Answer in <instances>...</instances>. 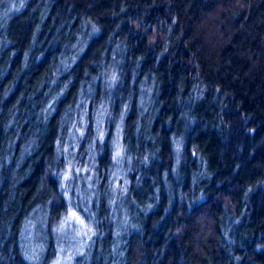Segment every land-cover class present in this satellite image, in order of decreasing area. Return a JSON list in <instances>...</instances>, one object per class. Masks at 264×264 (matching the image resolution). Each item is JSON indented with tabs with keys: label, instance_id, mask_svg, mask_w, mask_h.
Listing matches in <instances>:
<instances>
[{
	"label": "trees",
	"instance_id": "obj_1",
	"mask_svg": "<svg viewBox=\"0 0 264 264\" xmlns=\"http://www.w3.org/2000/svg\"><path fill=\"white\" fill-rule=\"evenodd\" d=\"M72 148L101 203L77 264H264V0H0V264H34L23 230L63 213Z\"/></svg>",
	"mask_w": 264,
	"mask_h": 264
},
{
	"label": "rangeland",
	"instance_id": "obj_2",
	"mask_svg": "<svg viewBox=\"0 0 264 264\" xmlns=\"http://www.w3.org/2000/svg\"><path fill=\"white\" fill-rule=\"evenodd\" d=\"M107 129L101 123L99 124L97 141L104 139ZM112 142L115 150L112 153L111 168L108 170V180L110 182V191H113L112 197L108 201L113 213L112 220L114 224V233L118 240H121L127 231V205L122 199L124 191L128 184V170L124 166L122 154L116 157L117 145L121 146V140L117 133H111ZM76 145L73 140L72 145ZM122 148V147H121ZM78 149L72 148L67 154L66 168L62 170L61 189L65 195V209L58 220L52 224L47 213L40 209L33 212L27 220L23 230V246L27 258L34 264L41 263L48 245H51L52 255L49 264H77L80 256H85L87 248L90 245L91 238L95 231L92 215L97 209H101L100 196L97 192V155L91 149L83 158L77 162H72V158L78 155ZM71 154V155H70ZM72 156V157H71ZM76 159V158H75ZM74 193V194H73ZM91 216V220L86 219L82 212ZM75 212L76 216L83 220L81 224L76 217H71ZM88 218V217H87ZM91 229V231H88ZM87 232V235L84 233Z\"/></svg>",
	"mask_w": 264,
	"mask_h": 264
},
{
	"label": "snow or ice",
	"instance_id": "obj_3",
	"mask_svg": "<svg viewBox=\"0 0 264 264\" xmlns=\"http://www.w3.org/2000/svg\"><path fill=\"white\" fill-rule=\"evenodd\" d=\"M113 79H115V76H113ZM117 149H118V150H117V152H116V157H119V156H121V154H122V148H121L120 145H117ZM84 211H87V209H84ZM71 217H76V219L79 220V222H80L81 224L84 223L83 220H80V218L76 216V213H75V212L71 213ZM88 231H91V229H88ZM84 234L87 235V232H85ZM93 234H95V233H93Z\"/></svg>",
	"mask_w": 264,
	"mask_h": 264
}]
</instances>
